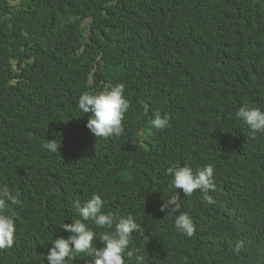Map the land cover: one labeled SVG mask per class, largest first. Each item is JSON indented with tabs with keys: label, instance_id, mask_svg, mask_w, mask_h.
Wrapping results in <instances>:
<instances>
[{
	"label": "trees",
	"instance_id": "obj_1",
	"mask_svg": "<svg viewBox=\"0 0 264 264\" xmlns=\"http://www.w3.org/2000/svg\"><path fill=\"white\" fill-rule=\"evenodd\" d=\"M12 1L0 0V187L21 204L0 264H48L51 238L69 235L59 225L79 218L74 201L94 193L141 226L126 264H264V134L235 117L264 109V0ZM118 83L124 133L95 138L78 98ZM156 114L166 129L151 127ZM51 139L59 152L43 148ZM176 164L215 169L214 203L177 190L192 237L160 211Z\"/></svg>",
	"mask_w": 264,
	"mask_h": 264
},
{
	"label": "clouds",
	"instance_id": "obj_2",
	"mask_svg": "<svg viewBox=\"0 0 264 264\" xmlns=\"http://www.w3.org/2000/svg\"><path fill=\"white\" fill-rule=\"evenodd\" d=\"M10 3L15 1L9 0ZM81 113L89 114L86 127L95 138H119L124 133L123 121L130 108V101L124 95V85L115 84L99 92H83L77 101ZM82 115V116H83ZM235 117L245 124L250 134H264V109L252 104H242L235 112ZM171 117L167 114H156L151 120V127L164 130L168 127ZM43 148L51 153L59 152L60 142L56 139L45 140ZM214 165L206 164L203 168L193 170L185 164H176L166 169L171 175L170 188L175 189V195L164 200L160 211L174 217L175 229L186 237L195 233V225L191 215L182 210L177 197V190H182L184 196H191L194 191L203 194L207 204L214 203L210 192L216 190L214 181ZM21 204L19 190H10L7 185L0 187V249H10L15 242V213L10 206ZM74 207L79 218L66 219L60 224L59 235L69 233L65 237L50 240L51 247L45 253L48 264H68L81 253L91 257L90 264H126V259L132 261L134 251L129 250L133 240V233L139 232L140 225L131 216L118 215L112 211H103L104 201L100 194H92L83 203L79 199L74 201ZM106 229L97 233L89 226ZM98 238L101 246L94 245ZM236 250H239V245ZM144 257L135 255V264H143Z\"/></svg>",
	"mask_w": 264,
	"mask_h": 264
},
{
	"label": "bare ground",
	"instance_id": "obj_3",
	"mask_svg": "<svg viewBox=\"0 0 264 264\" xmlns=\"http://www.w3.org/2000/svg\"><path fill=\"white\" fill-rule=\"evenodd\" d=\"M184 198V197H183Z\"/></svg>",
	"mask_w": 264,
	"mask_h": 264
}]
</instances>
